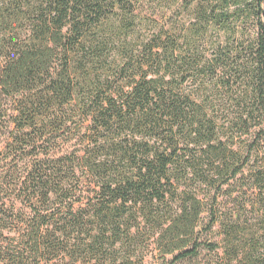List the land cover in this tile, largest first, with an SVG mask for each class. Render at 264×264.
<instances>
[{"label": "trees", "instance_id": "1", "mask_svg": "<svg viewBox=\"0 0 264 264\" xmlns=\"http://www.w3.org/2000/svg\"><path fill=\"white\" fill-rule=\"evenodd\" d=\"M0 264H264V0H0Z\"/></svg>", "mask_w": 264, "mask_h": 264}, {"label": "rangeland", "instance_id": "2", "mask_svg": "<svg viewBox=\"0 0 264 264\" xmlns=\"http://www.w3.org/2000/svg\"><path fill=\"white\" fill-rule=\"evenodd\" d=\"M2 140H0V147H1V145H2V142H1Z\"/></svg>", "mask_w": 264, "mask_h": 264}]
</instances>
